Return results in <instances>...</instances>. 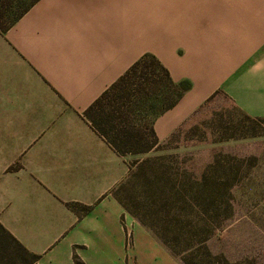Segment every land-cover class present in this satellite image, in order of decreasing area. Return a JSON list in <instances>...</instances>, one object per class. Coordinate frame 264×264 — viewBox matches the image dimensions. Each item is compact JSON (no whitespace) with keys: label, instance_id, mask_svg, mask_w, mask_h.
Listing matches in <instances>:
<instances>
[{"label":"crops","instance_id":"0c3cea01","mask_svg":"<svg viewBox=\"0 0 264 264\" xmlns=\"http://www.w3.org/2000/svg\"><path fill=\"white\" fill-rule=\"evenodd\" d=\"M200 1L35 0L0 30V224L31 264H126L142 224L120 188L148 154H119L84 111L143 54L190 83L155 118L160 142L219 88L264 116L259 44Z\"/></svg>","mask_w":264,"mask_h":264},{"label":"rangeland","instance_id":"374dc122","mask_svg":"<svg viewBox=\"0 0 264 264\" xmlns=\"http://www.w3.org/2000/svg\"><path fill=\"white\" fill-rule=\"evenodd\" d=\"M201 2L223 17L227 11L230 39L242 37L245 48L259 44L255 59L264 58V0ZM213 93L177 142L136 153L148 154L143 159L150 163L144 172L137 171L141 163L133 167L137 172L120 193L133 216L154 227L136 226L126 264H222V257L231 264H264V116L246 113L225 89ZM211 210L218 211L213 219ZM205 224L209 228L198 236L180 232ZM168 229L177 236L176 252L156 235H169Z\"/></svg>","mask_w":264,"mask_h":264},{"label":"trees","instance_id":"16d2710c","mask_svg":"<svg viewBox=\"0 0 264 264\" xmlns=\"http://www.w3.org/2000/svg\"><path fill=\"white\" fill-rule=\"evenodd\" d=\"M34 1L0 0V30H7ZM189 87L190 83L186 80L174 82L168 69L159 59L151 53H145L113 84L103 91L86 108L84 114L93 128L121 155L145 153L153 149H162L178 141L179 137L183 134L184 125L204 106L201 105L164 142L159 141L153 126L155 118L163 111L174 106ZM213 96L214 93L206 101L213 98ZM139 163L141 164L137 171L144 172V164L150 163V159H142L138 163L134 162V167ZM135 172H131L130 178H132ZM211 180L212 184L216 185L215 182L217 181ZM122 188L123 185H121L120 189L122 190ZM122 202L124 207L129 210L126 201L122 199ZM210 213L212 214L209 215V218L213 219L216 217L218 211L211 210ZM139 221L150 228L154 227L152 223L148 224V222ZM170 227H173V223ZM205 228L209 227L205 224L202 225V229L196 226V228L192 227L191 231L180 232L182 235L187 232L189 236H198L206 232ZM164 231L169 232V235L162 233L160 230L156 235L172 252H176L174 251V244L178 241L177 236H170L172 229ZM189 248L190 246H184L181 250ZM36 258V255L26 250L0 224V264H31ZM224 258H221L222 264H231L229 260L226 258L225 260Z\"/></svg>","mask_w":264,"mask_h":264}]
</instances>
